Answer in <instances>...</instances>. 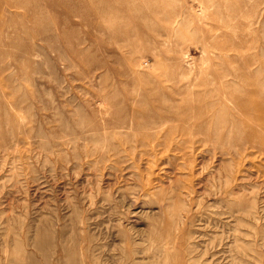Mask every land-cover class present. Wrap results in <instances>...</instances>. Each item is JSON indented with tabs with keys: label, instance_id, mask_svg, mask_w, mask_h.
Here are the masks:
<instances>
[{
	"label": "rangeland",
	"instance_id": "rangeland-1",
	"mask_svg": "<svg viewBox=\"0 0 264 264\" xmlns=\"http://www.w3.org/2000/svg\"><path fill=\"white\" fill-rule=\"evenodd\" d=\"M0 264H264V0H0Z\"/></svg>",
	"mask_w": 264,
	"mask_h": 264
}]
</instances>
